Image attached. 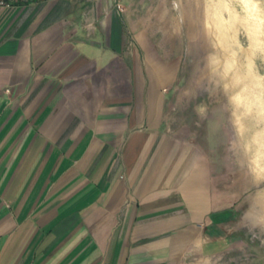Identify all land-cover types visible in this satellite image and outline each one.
I'll return each mask as SVG.
<instances>
[{
  "label": "crops",
  "instance_id": "0c3cea01",
  "mask_svg": "<svg viewBox=\"0 0 264 264\" xmlns=\"http://www.w3.org/2000/svg\"><path fill=\"white\" fill-rule=\"evenodd\" d=\"M145 5L0 10V264H225L239 250L254 178H225L172 125L180 60Z\"/></svg>",
  "mask_w": 264,
  "mask_h": 264
},
{
  "label": "rangeland",
  "instance_id": "374dc122",
  "mask_svg": "<svg viewBox=\"0 0 264 264\" xmlns=\"http://www.w3.org/2000/svg\"><path fill=\"white\" fill-rule=\"evenodd\" d=\"M143 1L180 60L172 125L196 136L225 178H254L239 250L225 264H264V0Z\"/></svg>",
  "mask_w": 264,
  "mask_h": 264
},
{
  "label": "built area",
  "instance_id": "2783aa9c",
  "mask_svg": "<svg viewBox=\"0 0 264 264\" xmlns=\"http://www.w3.org/2000/svg\"><path fill=\"white\" fill-rule=\"evenodd\" d=\"M30 0H0V10L14 12Z\"/></svg>",
  "mask_w": 264,
  "mask_h": 264
},
{
  "label": "clouds",
  "instance_id": "9594fccd",
  "mask_svg": "<svg viewBox=\"0 0 264 264\" xmlns=\"http://www.w3.org/2000/svg\"><path fill=\"white\" fill-rule=\"evenodd\" d=\"M261 23H264V21H261ZM195 111L197 112V114H203L204 112V108L202 106H197V108L195 109Z\"/></svg>",
  "mask_w": 264,
  "mask_h": 264
}]
</instances>
